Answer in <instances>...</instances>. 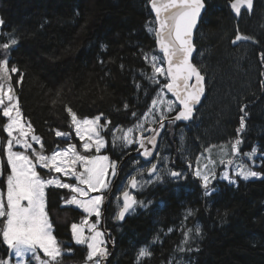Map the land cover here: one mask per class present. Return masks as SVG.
<instances>
[{
	"label": "trees",
	"instance_id": "16d2710c",
	"mask_svg": "<svg viewBox=\"0 0 264 264\" xmlns=\"http://www.w3.org/2000/svg\"><path fill=\"white\" fill-rule=\"evenodd\" d=\"M262 1L255 0L252 13L243 11L237 17L229 0H205L206 11L195 33L194 63L216 82L209 83L206 99L192 122L169 124L160 148L171 134L175 149L170 159L180 160L174 156L180 149L178 143L196 150L200 144L214 143V135L229 132L232 140L242 141L241 152L257 149L258 164L252 167L263 176L243 180L235 175L236 183L218 176L211 186L215 191L205 196L202 182L194 173L190 172L186 179L165 174L163 180L137 191V201L143 205L137 203L122 221L116 219L114 198L104 219L116 244L109 264H174L170 257L185 241L188 226L194 225L200 234L189 233L184 257L187 264H264ZM0 19L4 21L0 44L10 37L18 40L9 56L10 67L14 65L19 70L11 74V84L23 118L43 139V152L50 154L78 142L67 108L79 117L99 115L101 125H106L102 133L108 140L103 152L120 166L123 181L133 169L134 156L122 159L137 145L114 143L112 132L135 124L167 82L163 76L157 77L159 83L148 78L152 76L151 56L162 57L155 33L149 30L156 26L150 0H0ZM237 34L253 38L250 49H241L248 52L244 62L236 61L234 50L239 46L233 40ZM4 56L0 50V59ZM174 113L175 110L168 115ZM241 117L245 127L238 133ZM6 122L0 110L2 145ZM56 131L68 132L70 137H57ZM216 142L227 143L223 138ZM1 153L4 156V145ZM234 159L235 156L232 163ZM182 167L185 169V165ZM9 171L4 156L0 180L3 191ZM47 191V210L64 261L84 264L87 248L75 244L71 225L86 215L76 207L63 205L61 198H68L66 189L50 187ZM144 247L152 255L138 260V252ZM9 255L10 249L0 241V259Z\"/></svg>",
	"mask_w": 264,
	"mask_h": 264
},
{
	"label": "snow or ice",
	"instance_id": "6c2138e0",
	"mask_svg": "<svg viewBox=\"0 0 264 264\" xmlns=\"http://www.w3.org/2000/svg\"><path fill=\"white\" fill-rule=\"evenodd\" d=\"M150 4L151 10L155 13L154 23L156 26L149 30L154 31L163 55L162 57L151 56L152 76L148 78L159 83L157 77H165L167 82L163 84L161 92L166 89L175 97V101H165L163 95L158 94L157 99H153L151 102L152 108L149 110V114L158 105H165L169 113L176 111L175 117L172 118L173 121L191 120L195 106L200 103L201 97L205 93V77L200 69L192 63L193 53L196 50L193 43V30L197 27L201 13L206 8L205 0H150ZM230 6L239 16L242 8H246L248 11L252 10L253 0H231ZM3 24V19H0V26ZM247 39L249 37L237 34L233 43ZM17 42L14 37H10L8 42L0 44V50L5 53L4 58L0 59V109H2L3 117H6L8 121L3 131L7 133L4 153L6 165L10 169L6 177V194L0 191V224L3 225L0 228V241L17 258V264H30V261H36L37 264H59L63 250L53 235V224L47 210L46 189L49 187L68 189L72 195L67 199L61 198L63 205H74L87 213L81 224L73 223L71 225L72 238L75 244L86 246L87 262L102 264L103 259L107 256V249L104 246V234L97 229V224L101 216L100 209L104 201V192L109 189L111 184L109 177L116 175V163L109 162V157L106 155H82L74 144H68L66 148L55 150L50 155H46L43 152L41 138L34 134L31 135V141L39 144L41 151L37 152L33 148V144L29 140L31 125H28L29 131H26L22 125L19 104L11 85V74L17 73L19 70L14 65L10 67L7 54L8 50ZM262 58H264V54H262ZM145 59L148 60L149 57L145 55ZM243 110L242 108L241 111ZM67 111L71 116V123L75 127L76 135L83 141V151L87 153L94 149L96 153H99L105 147V140L100 133L106 125L99 123L101 116L81 120L70 107L67 108ZM135 115L133 113V116ZM165 119L168 117L160 116V127H163ZM244 127V118L241 117L240 128L237 129V132L242 131ZM136 129L140 130L139 138L133 137L134 129L132 128L126 131L119 129L123 134L113 137L114 143L120 141L124 146L138 144L139 149H142L140 155L151 165L141 169L138 173L143 177L146 172L149 179H137V176H131L127 188L122 191V206L116 215V219L121 221L124 220L126 214L134 211V205L137 203L143 205V202L136 200L131 190L143 189L146 184L153 183L151 179L153 175H155L156 181L161 179L157 174V164L151 163L149 160L150 157H153V150L147 147L150 144L155 148L156 135L159 133L155 129H151L150 131L154 135L145 137L146 129L142 123L138 124ZM55 134L57 137L67 138L69 136V133L61 131H56ZM241 142L237 138L231 145L233 154L239 152L238 146ZM17 146L23 151L14 150ZM256 151L257 149L253 148L246 155L254 156ZM210 163L213 162L210 161ZM221 163L223 164L225 161L221 160ZM227 163L231 164L232 161L229 160ZM77 166H79V170ZM2 167L3 161H0V168ZM37 167L62 174L63 177L74 178L76 183H67L60 176L42 178ZM204 168L207 169L208 165H204ZM2 174L0 171V175ZM168 174L174 179H186L179 171L170 170ZM235 175L243 180H248L252 177H259L260 173L241 165ZM194 176L202 182L205 196H210L215 191L214 188L209 187L211 179H215L214 172L202 171L197 168L194 171ZM223 179L229 183H236L228 172L223 174ZM92 192L99 194L90 196L89 194ZM191 214V212L188 213V215ZM91 216H95L97 220L89 224L88 217ZM191 231L192 229H189L184 233L185 243L188 242ZM195 231L197 235L200 234L199 228H196ZM184 250L180 249V251ZM187 250L191 251L192 249L188 248ZM39 253H42L44 258ZM151 255L152 253L147 247L141 248L138 252V260ZM0 264H11V260L0 259Z\"/></svg>",
	"mask_w": 264,
	"mask_h": 264
},
{
	"label": "rangeland",
	"instance_id": "374dc122",
	"mask_svg": "<svg viewBox=\"0 0 264 264\" xmlns=\"http://www.w3.org/2000/svg\"><path fill=\"white\" fill-rule=\"evenodd\" d=\"M263 2V4H264V0L262 1ZM246 23V22H245ZM244 23V24H245ZM247 23H249V21H247ZM250 24V23H249ZM0 30H1V26H0ZM241 35V34H240ZM247 37V36H246ZM16 39V38H15ZM17 40V39H16ZM18 41V40H17ZM250 41V42H249ZM249 42V43H248ZM237 43V45L239 46L238 47V50H234V51H237L236 52V54H237V56H238V58L236 59V61H239L240 60V62H244V60H245V58H247V55H248V52L247 51H242L241 49H243V48H247V49H250L251 48V43H253V38L252 37H249V39H247V40H242V41H238V42H236ZM235 43V44H236ZM245 45V46H244ZM247 45V46H246ZM15 46V45H14ZM14 46H12L9 50H8V54H7V57H8V59H9V56H10V52H11V50H12V48L14 47ZM240 51V52H239ZM250 60V59H249ZM234 63V62H233ZM235 64H237V62H235ZM238 67L240 68V67H242V65L239 63V65H238ZM213 78V79H212ZM206 79H207V92H208V87H209V83H211L212 85H214L215 84V82H216V78L215 77H210V78H208V77H206ZM217 79H218V77H217ZM211 80H213V81H211ZM215 80V81H214ZM218 81H219V79H218ZM12 85V84H11ZM12 87H13V85H12ZM13 90H14V87H13ZM158 94H161V95H163V97H164V99H165V101H167V100H171V101H174L173 100V98L170 96V95H168V93L165 91V89H163V92H161V90L159 91V93ZM158 94L156 95V97L154 98V99H157V96H158ZM17 101H18V98H17ZM214 102H220V101H217V100H215ZM5 103H7V101H5ZM18 104H19V101H18ZM20 108V107H19ZM152 108V104L150 105V107H149V109L141 116V118L139 119V120H137L136 122H135V124H133L132 126H130V127H128V128H117V129H115V130H113L114 131V135L115 136H121L123 133L121 132V131H119V129H123L124 131H126L127 129H129V128H132V129H134V131H133V133H132V135H133V137H135L136 138V135H137V133H140V130H138V129H136V126L138 125V124H143V126H144V129H146L147 128V126L149 125V124H151V123H154V122H157L159 119H160V116L161 115H168L169 114V112L167 111V108H166V106L165 105H158L155 109H152L151 110V112H150V114H149V110ZM0 110H2V109H0ZM20 112H21V110H20ZM77 117L79 118V119H84V118H89V119H92V118H95V117H79L78 115H77ZM8 122V121H7ZM21 123H22V125H24V127H25V130L26 131H29V129H28V125L30 124L29 122H26L25 121V119L23 118V115H22V112H21ZM100 124H101V119H100V122H99ZM31 125V124H30ZM74 129H75V127H74ZM61 132H64V131H61ZM76 132V131H75ZM65 133H68V132H65ZM7 134V133H6ZM32 134H34V135H36V136H38V137H40L41 138V142H42V144H43V139H42V137L41 136H39L36 132H35V130H34V128H33V126L31 125V130H30V135H29V140H30V142H32V144H33V148L34 149H36V151L37 152H39V151H41V147H40V145L39 144H36L34 141H31V135ZM101 136L104 138V140H105V147L104 148H102L101 150H100V152L99 153H96L95 152V150L93 149L91 152H84L83 151V148H82V143H83V141H81L80 140V138H79V136H78V138H79V140H78V142L77 143H75V142H72V143H69V144H74V145H76V148H77V151H79L80 152V154H82V155H88V156H95V155H106V156H108L109 157V162H113L112 161V159H111V156H110V154H108V153H104L103 152V149H105L107 146H108V140H107V138H106V136L102 133V130H101ZM230 133L229 132H222L220 135H214V137H217V138H215V139H212L211 141L212 142H214V143H211V144H200V149L203 147V149L202 150H200L199 151V148L198 149H196V150H194V149H190V148H188L187 147V144L185 143V145H184V143H178V148H180L179 150H178V155H180V156H177L176 154L174 155V156H176V157H178V159H180V160H177V159H170V155H171V153H173L174 154V149H175V147L174 146H172L171 145V143H172V141L174 140L173 138H172V135L170 134L169 136H168V138L166 139V142L165 143H163L162 144V146H161V148H160V151L161 152H159V156L157 157L158 159H157V161L159 162V163H161V167L159 168V169H157V174H159V176L162 178V180L164 179V177H165V174H167V175H169L168 173H169V168H170V166H169V160H171L172 161V165L174 166V168H176V167H179V164H182L181 165V170L183 171V174H184V176L186 177L190 172L191 173H194V171L197 169V168H200L202 171H211V172H214L215 173V178L216 177H218V176H220L221 178H223V174L225 173V172H228L229 173V175H230V177L233 179L234 177H235V173L238 171V170H240V167H241V165H243L245 168H249V169H251V170H253V171H256V172H258V173H260V176L259 177H252V178H249V179H257V178H260V177H262L263 176V173L261 172V171H257V170H255L253 167H252V165H254V164H258V162H257V151H256V154L254 155V156H251V157H249L248 155H246L247 153H250L251 152V150L250 151H246V152H241V146L239 145L238 147H239V152L238 153H236V154H233L232 153V150H231V145L233 144V143H235V139H231L229 136ZM225 135H227V136H225ZM225 136V137H224ZM68 137H70V133H69V136ZM67 137V138H68ZM225 139V142H227V143H219V142H216V141H218V140H220V139ZM229 137V138H228ZM65 138V137H64ZM6 142H7V136H6V138H5V141H4V147H5V145H6ZM2 137H1V133H0V161H3V157L5 156V158H6V155H5V153H4V156L2 155V153H1V149H2ZM68 145V144H67ZM129 146H131V145H129ZM67 146H65V147H61V148H58V149H64V148H66ZM57 149V150H58ZM14 150H20V151H23V149H21V148H19L18 146L17 147H15L14 148ZM194 152V155H191V154H193V152ZM192 152V153H191ZM29 154H31L30 152H29ZM44 154H46V153H44ZM46 155H50V154H46ZM174 156H172V157H174ZM191 156V157H190ZM234 156H235V159H234V161H233V163H231V164H228L227 163V161H229V160H231L232 158H234ZM180 157V158H179ZM166 158V159H165ZM123 160H126L125 159V157H123V159H122V161ZM184 160V161H183ZM186 160V161H185ZM221 160H223V161H225V163H221ZM210 161H212L213 163H210ZM174 162V163H173ZM183 165H185V169H183ZM189 165H191V167H189ZM204 165H208V168L207 169H205L204 168ZM220 166H222L221 167V170H220V173H219V169H220ZM78 167V170H79V166H77ZM147 167H149V166H147ZM147 167H145L144 165H142V164H139V161L138 160H136L135 161V164H133V169L129 172V173H127V175H126V177L123 179V183L121 184V188H118V190H119V193H118V190H117V195H116V197H114L115 199V208H116V212H115V215H117V213H118V211H119V209H120V204H121V199H120V196H121V193H122V189L127 185V183H128V180H129V178L131 177V176H137V179H144V180H147V179H149V177H148V174L145 172L144 174H143V177H141L140 175H138V173L140 172V170L141 169H143V168H147ZM177 169V168H176ZM116 170H117V168H116ZM0 171H2V173H3V167L2 168H0ZM37 171L40 173V175H41V177L42 178H45V179H47V178H50L51 176H60L65 182H67V183H73V184H75L76 183V181L74 180V178H70V177H63L62 176V174H59V173H52V172H49L47 169H41V170H39L38 169V167H37ZM185 171V172H184ZM43 172V173H42ZM117 172V171H116ZM9 172H7V174H8ZM7 174H6V177H7ZM2 176L3 175H1L0 176V180H1V178H2ZM116 176V175H115ZM114 178L115 177H109V179L111 180V184H110V187H109V189L111 188V185H112V182H113V180H114ZM151 179L153 180V183H155L156 182V180H155V175H153L152 177H151ZM248 179V180H249ZM214 182V179H211V183H210V185H209V187L211 188V186H212V183ZM153 183H150V184H146L144 187H143V189L144 188H146V187H148L149 185H152ZM5 184H6V178H5ZM50 188V187H49ZM108 189V190H109ZM47 190L48 189H46V193H47ZM68 192V194H67V196H68V198L72 195V193L70 192V190H68V189H66ZM142 189H138V191H141ZM0 191H3L2 189H1V185H0ZM107 191V190H106ZM106 191L104 192V199H105V193H106ZM3 192H5V194H6V188H5V190L3 191ZM99 193H96V192H92V193H90L89 195L90 196H95V195H98ZM140 202V201H139ZM73 207H76V206H74V205H72ZM77 208V207H76ZM79 209V208H78ZM82 212H83V210L82 209H80ZM102 210H103V203H102V205H101V209H100V211H101V216H102ZM84 213V212H83ZM84 215H86L87 216V213H84ZM101 216L99 217V223L97 224V229L99 230V231H101L103 234H104V231L102 230V228H101ZM49 217H50V220H51V222H52V219H51V215L49 214ZM92 217H94V220H92ZM115 218V217H114ZM84 220V218L81 220V221H79V222H73V223H76V224H81L82 223V221ZM88 220H89V224H91V223H94V222H96V220H97V218L95 217V216H91V217H88ZM116 220H114V222H115ZM72 223V224H73ZM52 224H53V222H52ZM99 226H100V228H99ZM3 227V226H2ZM196 228H198L196 225H194L193 227H189L188 226V230L189 229H192V231H194V232H196L195 230H196ZM188 230H186V232L188 231ZM86 232H87V228H86ZM53 235L56 237V235H55V233H54V226H53ZM103 240H104V242H105V244H106V240H105V237H104V235H103ZM104 244V245H105ZM185 242L183 241V242H181L177 247H176V249H175V251H174V254H172V256L170 257V259H172V261L174 262V264H187L188 263V261L186 260V258H184V257H186V251L184 250V251H180V249L181 248H183V249H185ZM180 252V253H179ZM181 252H183V253H181ZM176 253V254H175ZM40 255H41V257L42 258H44L43 257V254L42 253H39ZM179 254V255H178ZM70 256V255H69ZM178 256V257H177ZM184 256V257H183ZM6 259H10L11 260V264H17V258L12 254V252H11V250H10V255H9V257L8 258H6ZM30 264H37V262L36 261H30ZM59 264H67L65 261H64V259H63V256L60 258V261H59ZM70 264H80V263H77L75 260H73ZM84 264H92V262H85ZM108 264H109V262H108Z\"/></svg>",
	"mask_w": 264,
	"mask_h": 264
},
{
	"label": "water",
	"instance_id": "95a60500",
	"mask_svg": "<svg viewBox=\"0 0 264 264\" xmlns=\"http://www.w3.org/2000/svg\"><path fill=\"white\" fill-rule=\"evenodd\" d=\"M205 4H206V2H205ZM230 4H231V1H229V5H230ZM254 6H255V5H254V0H253V8H252V10H251V11H248L246 8H242V10H241V14H242V12H243L244 10H246V11H248V12H252L253 9H254ZM150 7H151V4H150ZM206 7H207V6H206ZM230 8H231V6H230ZM231 10H232V9H231ZM205 11H206V8H205V9L202 11V13H201V17H200L199 20H198L197 27L193 30V43H194V45H195V33H196V30L198 29V27H199V25H200L201 19H202L203 15H204ZM152 12H153V11H152ZM232 12L234 13L233 10H232ZM153 14H154V17H155V13H154V12H153ZM234 14H235V13H234ZM241 14H240V15H241ZM235 15H236V14H235ZM240 15H239V16H240ZM236 16H237V15H236ZM239 16H237V17H239ZM156 43H157V41H156ZM157 47H158V51H159L160 53H162V52L160 51V48H159L158 43H157ZM195 49H196V50H195V52L193 53V57H192V63H194V57H195V54H196V51H197V47H196V45H195ZM162 55H163V53H162ZM194 64H195V63H194ZM165 67H166V65H165ZM200 71H201V70H200ZM201 73H202V72H201ZM202 75H204V74L202 73ZM204 77H205V76H204ZM206 89H207V82H206V77H205V93H204V95L201 97V101H200V103L197 104V105L195 106L194 113H193V119L188 120V121H173L172 118L175 117V115H176V113H175L174 115L169 116L168 119H165V120L163 121V127H160V121H159L156 125H154V126H149V127L147 128V130L144 132V136H145V137H151L152 135H154V133H153L152 131H150L151 129H155L156 132L159 133L158 135H156V146H155V148H153V146L150 145V144L147 145V147H149L150 149L153 150V157H150V158H149L150 161H153V160H154V158H155V156H156V154H157L158 148H159L160 140H161V138H162V136H163V133L167 130L168 125H169L170 122L189 123V122H192V121L194 120V116H195V114H196V110H197V108H199V107L203 104V101H204V99H205ZM166 91H167V90H166ZM168 93H169V95H171V96L174 98V100H175V97H174L170 92H168ZM139 136H140V134L138 135V138H139ZM141 151H142V149H139V146H138V148H137L136 150H134V151L130 152L128 155H126V156H125V159H127L129 156H140V157L142 158V160H144L145 162H148V161L145 160V158H144L142 155H140V152H141ZM120 178H121V170H120V167H119V169H118V173H117L116 178H115V180H114V182H113V184H112L111 190L109 191V193L107 194V196L105 197L104 202H103V211H102V229L104 230L105 238H106V242H107L108 246H105L106 249H107V256L103 259L102 264H108L109 259L112 257V255H113V253H114V251H115V244L111 241L110 233H109V231L105 228V222H104V219H105V215H106L107 210H108V206H109V204H110V202H111V200H112V198H113V196H114V193H115V191H116L117 185H118V183H119V181H120ZM131 191H132V190H131ZM126 215H127V214H126ZM125 217H126V216H125ZM124 219H125V218H124ZM109 249H110V253H108V252H109Z\"/></svg>",
	"mask_w": 264,
	"mask_h": 264
},
{
	"label": "bare ground",
	"instance_id": "6f19581e",
	"mask_svg": "<svg viewBox=\"0 0 264 264\" xmlns=\"http://www.w3.org/2000/svg\"><path fill=\"white\" fill-rule=\"evenodd\" d=\"M229 1H231V0H229ZM228 4H229V3H228ZM254 5H255V0H254ZM229 6H230V5H229ZM254 7H255V6H254ZM253 11H254V9H253ZM253 11H252V12H253ZM252 12H249V13H252ZM239 17H240V16H239ZM249 34H250V33H249ZM247 35H248V34H247ZM256 35H257V34H256ZM256 40H257V39H256ZM249 42H250V41H249ZM249 42H248V43H249ZM252 44H253V43H252ZM250 45H251V44H250ZM244 46H245V45H244ZM246 46H247V45H246ZM259 51H260V50H259ZM196 53H197V51H196ZM195 55H196V54H195ZM204 57H205V56H204ZM219 77H220V76H219ZM212 79H213V78H212ZM211 81H213V80H211ZM214 81H215V80H214ZM211 88H212V87H211ZM206 96H207V89H206L205 99H206ZM205 99H204V101H205ZM204 101H203V103H204ZM197 111H198V110H197ZM165 132H166V131H165ZM165 132H164V133H165ZM164 133H163V136H164ZM162 139H163V137H162ZM162 139H161V141H162ZM161 141H160V142H161ZM189 143H190V142H189ZM187 146H188V145H187ZM194 148H195V147H194ZM196 149H197V148H196ZM199 149H200V148H199ZM192 152H193V151H192ZM192 152H191V153H192ZM177 153H178V152H177ZM177 153H176V155H177V156H180V155H178ZM128 154H129V153H127L126 155H128ZM191 155H194V152H193V154H191ZM129 157H131V156H129ZM190 157H191V156H190ZM179 158H180V157H179ZM123 161H124V160H123ZM123 161H122V162H123ZM135 161H136V160L134 159L133 164H135ZM183 161H184V160H183ZM185 161H186V160H185ZM116 171H117V170H116ZM121 179H122V171H121V178H120V181H121ZM120 181H119V183H120ZM119 183H118V185H119ZM118 185H117V188H118ZM120 187H121V186H120ZM116 190H117V189H116ZM118 191H119V190H118ZM114 197H116V191H115V193H114ZM113 199H114V198H113ZM185 228H186V227H185ZM184 230H185V229H184ZM108 231H109V230H108ZM109 233H110V231H109ZM111 241H112V239H111ZM112 242H113V241H112ZM113 243L115 244V242H113ZM188 245H189V244H188ZM178 247H179V246H178ZM115 250H116V244H115ZM114 253H115V251H114ZM114 253H113V255H114ZM179 253H180V252H179ZM181 253H183V252H181ZM175 254H176V253H175ZM113 255H112V257H113ZM178 255H179V254H178ZM186 255H187V254H186ZM112 257H111V258H112ZM177 257H178V256H177ZM183 257H184V256H183ZM187 258H188V256H187Z\"/></svg>",
	"mask_w": 264,
	"mask_h": 264
},
{
	"label": "flooded vegetation",
	"instance_id": "af4514ba",
	"mask_svg": "<svg viewBox=\"0 0 264 264\" xmlns=\"http://www.w3.org/2000/svg\"><path fill=\"white\" fill-rule=\"evenodd\" d=\"M154 163H156L157 165H158V169L161 167V163H159L158 161H157V158H156V160H155V162ZM150 164H145L144 166L145 167H147V166H149ZM181 165L182 164H179V167L176 169V168H174V166L172 165V161L171 160H169V166H170V168H169V170H171V171H179V172H181V173H183V171L181 170ZM185 172V171H184ZM184 175V174H183ZM121 183H119V185H118V188H121L120 186H121V184L123 183V181H120ZM128 185V184H127ZM127 185L122 189V191L125 189V188H127ZM118 188H117V190H118ZM117 190H116V194H117ZM118 193H119V191H118ZM134 196H135V193H134ZM121 206H122V204H121ZM120 206V207H121ZM110 251V250H109ZM111 259V258H110Z\"/></svg>",
	"mask_w": 264,
	"mask_h": 264
}]
</instances>
